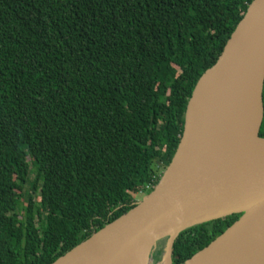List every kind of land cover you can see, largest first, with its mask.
Returning a JSON list of instances; mask_svg holds the SVG:
<instances>
[{
    "label": "trees",
    "instance_id": "16d2710c",
    "mask_svg": "<svg viewBox=\"0 0 264 264\" xmlns=\"http://www.w3.org/2000/svg\"><path fill=\"white\" fill-rule=\"evenodd\" d=\"M251 2L0 0V264H51L153 190ZM239 217L181 232L172 263Z\"/></svg>",
    "mask_w": 264,
    "mask_h": 264
},
{
    "label": "water",
    "instance_id": "95a60500",
    "mask_svg": "<svg viewBox=\"0 0 264 264\" xmlns=\"http://www.w3.org/2000/svg\"><path fill=\"white\" fill-rule=\"evenodd\" d=\"M263 84L264 0H252L198 79L180 141L153 190L51 264H173L181 232L238 214L183 264H264ZM255 102L251 127L244 115Z\"/></svg>",
    "mask_w": 264,
    "mask_h": 264
},
{
    "label": "rangeland",
    "instance_id": "374dc122",
    "mask_svg": "<svg viewBox=\"0 0 264 264\" xmlns=\"http://www.w3.org/2000/svg\"><path fill=\"white\" fill-rule=\"evenodd\" d=\"M28 190V187H26L25 191ZM146 194H142L141 192H135L132 193V197L134 198L135 203L140 202L142 200V198L145 196ZM161 244V245H159ZM164 246V241L158 243L157 247L155 248L154 252H153V256L152 258L154 259L155 262H158L155 260V256L160 255V249H162Z\"/></svg>",
    "mask_w": 264,
    "mask_h": 264
},
{
    "label": "bare ground",
    "instance_id": "6f19581e",
    "mask_svg": "<svg viewBox=\"0 0 264 264\" xmlns=\"http://www.w3.org/2000/svg\"><path fill=\"white\" fill-rule=\"evenodd\" d=\"M252 88H253V91H254V80H253V75H252ZM244 97H246L244 95ZM255 113L257 115V105H256V102H255V112H254V106L252 107L251 111H249L247 114L244 115V117L246 118L247 122L249 123V125L251 127H254V123H255V120H254V117H255Z\"/></svg>",
    "mask_w": 264,
    "mask_h": 264
}]
</instances>
